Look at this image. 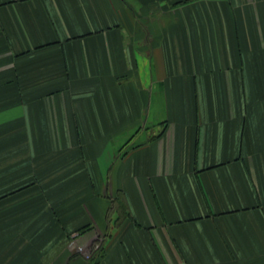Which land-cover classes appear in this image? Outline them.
<instances>
[{
  "label": "crops",
  "instance_id": "crops-1",
  "mask_svg": "<svg viewBox=\"0 0 264 264\" xmlns=\"http://www.w3.org/2000/svg\"><path fill=\"white\" fill-rule=\"evenodd\" d=\"M0 264H264V0H0Z\"/></svg>",
  "mask_w": 264,
  "mask_h": 264
}]
</instances>
